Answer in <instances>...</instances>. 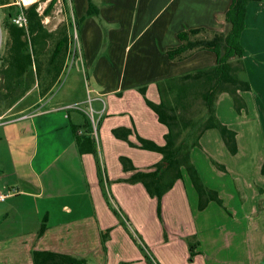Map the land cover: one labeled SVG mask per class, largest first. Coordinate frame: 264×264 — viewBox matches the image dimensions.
<instances>
[{
  "label": "crops",
  "instance_id": "0c3cea01",
  "mask_svg": "<svg viewBox=\"0 0 264 264\" xmlns=\"http://www.w3.org/2000/svg\"><path fill=\"white\" fill-rule=\"evenodd\" d=\"M62 1L70 19L72 15L77 20L89 95L82 93L78 81L72 97H49L54 83L45 90L47 74L38 79L32 66L29 90L0 106V193L14 189L0 199V264H33V249L72 254L88 264H151L135 238L147 252L152 246L158 256L163 254L159 258L166 263L150 255L154 264H174L176 258L177 264H264V208H244L242 213L254 220L256 253L248 249L230 254V231L213 238L206 235L208 229L198 218L206 208L197 211L190 204L184 177L163 195L162 220L156 214V199L141 182L117 180L132 172L123 170L119 156L129 157L143 170L162 157L132 144L137 135L165 142L168 128L145 96L159 102V80L216 63L210 49H192L177 59H170L167 49L179 45L178 33L189 28L226 31L231 0H91L98 8L95 14H87L88 0ZM240 42L244 65L236 76L256 90V135L262 147L256 173L264 181V0L248 2ZM251 55L255 58L249 61ZM143 86L145 94L139 90ZM83 102H88L96 122L101 177L94 155L81 153L75 139L76 132L91 136L86 107H69ZM114 128L130 129L128 138L115 136ZM210 131L202 133V141L213 135ZM42 222L46 228L38 235ZM194 236L195 254L188 259V240ZM169 254L171 260L166 258Z\"/></svg>",
  "mask_w": 264,
  "mask_h": 264
},
{
  "label": "trees",
  "instance_id": "16d2710c",
  "mask_svg": "<svg viewBox=\"0 0 264 264\" xmlns=\"http://www.w3.org/2000/svg\"><path fill=\"white\" fill-rule=\"evenodd\" d=\"M56 1L50 0L44 11L46 13L50 11ZM88 1L87 14L97 13L98 8L93 5L91 0ZM249 1H230L225 12L226 31H211L203 27L189 28L178 33L179 45L167 49L166 53L170 59L181 58L185 52L192 49H210L216 55V63L210 67L199 68L159 80L157 82L159 102H153L145 96L146 104L157 114L158 120L168 128L164 134L165 142L158 144L151 139L137 135V143L132 144L160 152L161 159L150 168L143 170L135 167L129 157L119 156L123 170L132 172L128 177L117 180L141 182L148 194L156 199V214L160 220H162L163 195L177 179L182 177L183 166L198 193L200 209L211 200L220 201L217 192L205 187L201 182L198 171L190 160V147L199 144V139L206 129L217 128L228 149L232 152L237 151L236 131L218 119L215 112V100L221 92H228L239 108L241 106L239 90H248L250 87L246 79L236 76V70L243 67L241 61L243 47L240 36L245 26L246 6ZM14 2L15 0H0V7L3 5L9 8L16 7L12 6ZM36 6L37 1L31 2L25 7L23 4H19L14 13L9 9L0 19V29H4L7 34L5 48L0 49V106L2 104L8 106L29 90L31 82L34 81L32 66L35 67L38 79H40L39 74H47L49 82L45 90L56 81L64 66L69 40L68 34L64 30L54 42L48 55L49 66L42 69L41 61H39L42 51L40 47H38L39 49L37 46L35 47L36 42L39 43L38 36L29 37L22 26H18L12 21V16L20 8L24 9L28 17H32L36 13ZM234 61L236 62L234 63ZM139 90L145 94V86L140 87ZM26 97L28 95L25 96V99ZM197 102L204 108V113L193 120L186 113H189L191 107ZM129 132L128 128L113 129L115 136L124 139L128 138ZM75 139L81 153L90 152L94 155L101 177L103 171L94 138L89 134L76 132ZM261 171L264 173V163ZM108 203L112 210L118 213L109 199ZM45 228L46 224L42 222L37 232L38 235L42 234ZM135 241L137 242V238ZM139 247L141 250L144 249L143 244L139 243ZM194 254V244L190 243L189 259ZM31 256L33 264H88L83 257L52 250L33 249ZM145 257L154 264L151 258L147 255Z\"/></svg>",
  "mask_w": 264,
  "mask_h": 264
},
{
  "label": "rangeland",
  "instance_id": "374dc122",
  "mask_svg": "<svg viewBox=\"0 0 264 264\" xmlns=\"http://www.w3.org/2000/svg\"><path fill=\"white\" fill-rule=\"evenodd\" d=\"M34 1H37L34 23H40V26L35 30L32 37L38 36L39 38V43L36 42L35 47H40L42 51L41 55H39V61H41V68L44 69L45 66H49L47 58L59 35L62 34L63 30L66 34H70V14L65 2L62 0H58L47 13L44 10L50 0H15L12 6L18 7L19 4L22 5L23 3L29 5ZM16 7L9 8L5 5L0 7V19L5 16L9 9L14 13ZM6 35L4 29H0V36L2 37V42L0 43L1 50L5 48ZM249 47V49L252 48V46ZM77 56L78 58H76ZM81 58L82 55L80 50L79 54L76 53L74 55V59L76 60L71 61V54H68L67 49L64 69L56 82H54L49 97H72L76 89L74 84L78 81L81 82H79V85H81L82 93L88 97L89 91H87L88 94L86 92L88 83L83 76L82 66L84 65ZM254 58L255 56L251 55L249 61ZM235 62L236 61H234V63ZM249 66L255 65L250 64ZM255 91L253 87L245 91L239 90V95L241 97V102L239 103L241 106L239 108L232 95L228 92H224L221 98L218 96L215 100V112L217 116L221 121H224L225 124L227 123L231 129L236 131V152H232L228 149L217 128H210L211 134L213 133L212 136L208 135V138H203L202 141L201 135L199 144L190 147V160L198 171L201 182L205 187L214 189L220 201L211 200L206 206L200 209L198 193L192 185L185 167H182V177L188 182L186 188L190 204L192 206L196 205L197 211L206 208L198 217L208 229L206 235L209 238H213L216 235L225 234V230L230 231L229 236L227 235L229 238L228 240L232 241V245L229 248L230 254L236 253V251L237 253H241L242 250H244L245 254L248 249L256 253V228L252 227L254 220L253 218H244L242 213L244 208L249 210L250 208L257 207L258 211L264 208V181L260 175L256 173V160L259 156L258 152L262 151V147L260 139L257 138L256 135ZM79 105L85 106L86 109H90L88 102H83ZM203 113L204 108L197 102L191 107L189 113L186 114L194 120L203 115ZM218 138L222 142L223 149L218 145ZM205 142L208 144V147L205 145ZM189 185L191 189H189ZM218 190L222 195L219 194ZM108 199L110 200V197ZM111 205L114 206L113 202H111ZM234 211L238 212L237 216L232 215ZM195 237L196 236L191 237L188 243L192 244V240H195ZM252 239L254 241L251 244ZM138 242L139 240L137 239L136 243L139 246L141 242ZM211 244L213 245L214 243ZM198 246L199 244L196 245V247ZM147 249L149 252L143 249V253L149 258L151 254L157 258L164 257L163 254H159L158 256L157 250L152 246L147 247ZM166 258L170 259L171 254ZM159 259L163 261V263H166L163 258ZM174 264H177V258Z\"/></svg>",
  "mask_w": 264,
  "mask_h": 264
},
{
  "label": "built area",
  "instance_id": "2783aa9c",
  "mask_svg": "<svg viewBox=\"0 0 264 264\" xmlns=\"http://www.w3.org/2000/svg\"><path fill=\"white\" fill-rule=\"evenodd\" d=\"M23 6L25 7L26 4L23 3ZM34 17H36V15H33L32 17H28L26 13L24 12V9L20 8V10L12 16V21L18 26H22L27 32V35L31 37L34 34L35 30H37L40 26V23H36V24L34 23V19H35ZM69 25H70L71 31H70V34L68 35V38H69L68 54L69 55L71 54V58H72L71 61H72V60H76L74 59V55L76 53L79 54L80 49H81L79 35H78L77 20L72 15H71ZM76 58H78V56ZM69 107L82 109V107L79 104H71L69 105ZM84 111L87 113L91 121L92 126H91L90 134L94 139H96V122L92 114L93 110L90 108V109H85ZM79 132H81V130H79ZM13 191L14 189L10 190L9 192H1L0 199L1 200L5 199Z\"/></svg>",
  "mask_w": 264,
  "mask_h": 264
},
{
  "label": "bare ground",
  "instance_id": "6f19581e",
  "mask_svg": "<svg viewBox=\"0 0 264 264\" xmlns=\"http://www.w3.org/2000/svg\"><path fill=\"white\" fill-rule=\"evenodd\" d=\"M28 1H32V0H28Z\"/></svg>",
  "mask_w": 264,
  "mask_h": 264
}]
</instances>
